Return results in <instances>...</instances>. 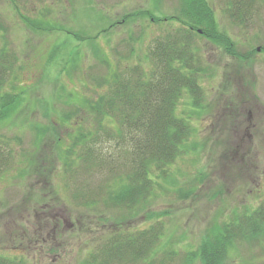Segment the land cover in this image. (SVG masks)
I'll use <instances>...</instances> for the list:
<instances>
[{
	"label": "rangeland",
	"instance_id": "1",
	"mask_svg": "<svg viewBox=\"0 0 264 264\" xmlns=\"http://www.w3.org/2000/svg\"><path fill=\"white\" fill-rule=\"evenodd\" d=\"M231 1L207 0L235 57L195 37L203 108L191 111L186 93L176 107L192 128L186 147L196 150L157 180L147 203L121 211L73 200L87 178L81 171L68 180L64 152L90 122L84 102L140 64L155 37L181 27L179 0H0V48L14 56L2 93L23 92L20 109L0 122V256L87 264L116 227L134 233L159 225L150 258L138 264H202L188 259L216 227L264 202V0L254 1L245 26L228 14ZM90 173L98 193L100 177ZM259 235L227 246L224 264H264Z\"/></svg>",
	"mask_w": 264,
	"mask_h": 264
},
{
	"label": "trees",
	"instance_id": "2",
	"mask_svg": "<svg viewBox=\"0 0 264 264\" xmlns=\"http://www.w3.org/2000/svg\"><path fill=\"white\" fill-rule=\"evenodd\" d=\"M254 1L232 0L228 14L245 26ZM179 5L181 27L155 37L144 57L139 58L140 64L128 66L110 77V84L109 80L105 81V85L109 84L106 92L83 104L90 122L88 126L78 127L77 134L72 136L71 145L64 152V172L68 180H74L78 172H85L87 179L82 181L81 190L72 193V198L86 209L102 205L107 209L136 210L147 203L158 185L157 180L168 179L175 161L196 150L193 146L186 147L192 128L176 116L183 93L190 98L191 111L203 108L199 79L204 69L193 45L194 38L217 43L233 57L234 45L216 25L207 0H179ZM142 13L155 23L160 22L151 14ZM107 33L104 30L98 34ZM75 39L79 40L77 35ZM13 57L0 48V122L13 116L23 100V92L2 93L13 71ZM145 65L149 66L147 71ZM66 119L62 121L68 123ZM90 171L100 177L98 193L91 189ZM160 232L159 225L134 233L116 227L88 255L87 264H138L150 258ZM263 234L264 202L255 209L233 214L229 222L216 227L188 260L224 264L227 246ZM0 264L23 262L0 256Z\"/></svg>",
	"mask_w": 264,
	"mask_h": 264
}]
</instances>
